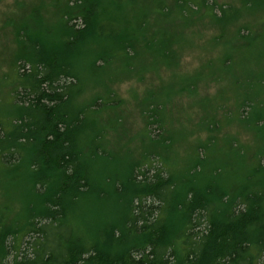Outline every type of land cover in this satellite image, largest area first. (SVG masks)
<instances>
[{
	"label": "trees",
	"instance_id": "obj_1",
	"mask_svg": "<svg viewBox=\"0 0 264 264\" xmlns=\"http://www.w3.org/2000/svg\"><path fill=\"white\" fill-rule=\"evenodd\" d=\"M17 3L0 264H264V69L229 54L264 0Z\"/></svg>",
	"mask_w": 264,
	"mask_h": 264
},
{
	"label": "rangeland",
	"instance_id": "obj_2",
	"mask_svg": "<svg viewBox=\"0 0 264 264\" xmlns=\"http://www.w3.org/2000/svg\"><path fill=\"white\" fill-rule=\"evenodd\" d=\"M32 0H17V7H25L27 5L31 4ZM8 3V4H7ZM16 3V0H3L0 2V27L2 26V20L4 15L2 14L5 7V5H9L10 9L7 10L9 11L12 16H18L20 15V11L17 10V8L14 7ZM23 17H20L17 19V21H21ZM15 19L11 18L10 19V24H11V29H3L0 30V65L3 64L7 59H10L12 57L11 55V50L13 49V44H12V35L13 33L14 36V31L15 28L13 26V23H15ZM252 29L250 32L253 34V37H250V40H252V43L250 46H238L236 45L235 48L229 52V54L232 56V70L234 73L238 72H247V75H257L260 73L261 69H264V23L261 22V24H258L257 26H252ZM14 38V37H13ZM3 70L8 69L6 65H3L0 67ZM187 73V71H186ZM127 82L123 83L121 86V94L123 97L126 99L129 97L128 96V91L130 85L126 84ZM177 85V80H171L169 78L164 79L162 83L159 84V89H166V88H171L175 89L174 86ZM154 89V87H152ZM256 94L258 96L264 98V86L260 87L257 86L255 89ZM236 92V95H240V92L238 89L234 90ZM3 93L6 92V90L2 91ZM131 104H126L124 107L121 108L123 113L125 114L128 109L131 108ZM105 115V114H104ZM133 119V118H132ZM135 125H138L136 123ZM154 130V128H153ZM155 133L157 130L154 131ZM113 167H110L109 170H113Z\"/></svg>",
	"mask_w": 264,
	"mask_h": 264
}]
</instances>
